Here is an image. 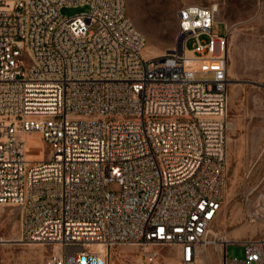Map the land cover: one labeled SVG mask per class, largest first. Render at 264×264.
<instances>
[{"label": "built area", "instance_id": "obj_1", "mask_svg": "<svg viewBox=\"0 0 264 264\" xmlns=\"http://www.w3.org/2000/svg\"><path fill=\"white\" fill-rule=\"evenodd\" d=\"M77 5L88 11L62 14ZM218 14L183 5L175 46L147 57L127 0H0V207L18 210V242L54 245L49 264H107L118 244L150 261L177 247L194 264L218 242L230 126ZM33 132L41 160L28 154ZM113 179L120 190L106 189ZM239 243L244 258L225 249L224 264H264V236Z\"/></svg>", "mask_w": 264, "mask_h": 264}, {"label": "rangeland", "instance_id": "obj_2", "mask_svg": "<svg viewBox=\"0 0 264 264\" xmlns=\"http://www.w3.org/2000/svg\"><path fill=\"white\" fill-rule=\"evenodd\" d=\"M218 3V21L212 33L224 35L228 26L229 120L227 134V186L222 213L216 224L221 237L208 245L194 264H224L228 259L242 260L244 246L239 243L251 236H264V0H127V14L136 29L146 37L144 55H160L177 42V12L185 4ZM88 11V6H66L62 14L70 17ZM208 41L209 35L202 34ZM194 38L186 45L192 48ZM219 42L216 43V51ZM30 156L43 159L44 141L39 135H27ZM262 141V144L259 142ZM38 156V157H36ZM249 177H246L248 172ZM118 191L117 180L106 184ZM259 210L256 223L249 219ZM0 237L20 238L19 212L0 207ZM224 238L232 242L221 245ZM98 246V245H96ZM94 246H92L93 248ZM54 245L15 241L0 243V264H49ZM160 255L150 261L141 248L114 245L108 250L107 264H184L177 247H160ZM239 264V263H234Z\"/></svg>", "mask_w": 264, "mask_h": 264}, {"label": "bare ground", "instance_id": "obj_3", "mask_svg": "<svg viewBox=\"0 0 264 264\" xmlns=\"http://www.w3.org/2000/svg\"><path fill=\"white\" fill-rule=\"evenodd\" d=\"M168 50H170V49H168ZM145 55H146V54H145ZM146 56L148 57V56H158V55H146ZM30 134L39 135V136L42 138L41 134L38 133V132L28 133V134L25 135V139H26V141H27L28 154H29V155H30V150H29V143H28V140H27V135H30ZM42 140H43V139H42ZM36 157H38V156H36ZM40 160H41V159H40ZM15 241H20V238H15V239H4L3 237H0V242L5 243V244H6V243H10V242H15ZM227 241H231V239H229V238H224V240L221 241L222 249H223V245H225ZM21 244H22V243H21ZM25 244H26V243H25ZM216 244H217V243H216ZM96 245H98V246H96ZM92 246H94V247H93L94 250L99 251V252H101L102 254H105V255H106L107 250H106V248H105L103 245H101V244H93Z\"/></svg>", "mask_w": 264, "mask_h": 264}, {"label": "crops", "instance_id": "obj_4", "mask_svg": "<svg viewBox=\"0 0 264 264\" xmlns=\"http://www.w3.org/2000/svg\"><path fill=\"white\" fill-rule=\"evenodd\" d=\"M259 144H262V141H260ZM226 248H227V247H226Z\"/></svg>", "mask_w": 264, "mask_h": 264}]
</instances>
